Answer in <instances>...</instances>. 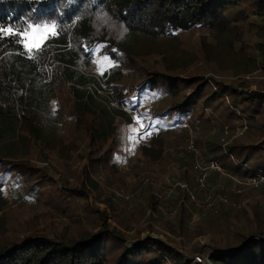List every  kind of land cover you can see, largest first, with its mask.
<instances>
[{
	"label": "rangeland",
	"instance_id": "374dc122",
	"mask_svg": "<svg viewBox=\"0 0 264 264\" xmlns=\"http://www.w3.org/2000/svg\"><path fill=\"white\" fill-rule=\"evenodd\" d=\"M250 10L246 9L247 12ZM262 19L256 13H248L246 17L235 20L234 26L217 27L218 31L195 27L180 32L176 38L155 42L157 49L142 47L144 54L132 57L130 72H124L122 85H136L149 77L150 72L162 71V62L172 54L167 61L168 58H179L176 65L182 69L169 73L191 77L192 82L202 81L206 93L214 86L213 89L217 88L226 95L222 96V103H199L203 104L202 109L198 107L193 116L182 123L171 121V109L161 113L156 110L160 106L167 107L170 101L158 102L149 92H138V99L126 100V105L122 106L130 116L129 120L115 118L108 136L96 140L85 125L76 127L69 117L73 100L64 90L58 98L63 104L59 128L65 134L64 147L59 151L45 149L44 153L32 148L30 163L33 169L29 175L0 170L7 200L1 213V238L12 242L24 241L26 236L33 235L70 239L107 227L116 236L123 237L125 246L130 249L137 240L146 242L147 238H156L193 258L195 264H212L209 255L214 247L239 244L245 228L254 220V214L257 213L260 221H264V186L259 185L255 189L252 182L238 184L220 175L217 182L208 186L198 179L195 186L200 194L198 198L186 180L179 177L185 173L184 178L198 175L196 170L203 172L202 177L211 175L207 168L211 159L232 174L236 169L234 161L238 158L234 155L233 161L223 153L230 151L226 148L230 145L257 146L264 139V101L250 96L255 91L264 92V69L260 67L256 53L250 51L245 55L257 58L248 57L246 62L256 69L246 73L250 66L242 70L233 68L236 58L233 54H238L235 48L242 43H256L258 35L263 36L264 28L259 25ZM41 36L42 33H35L28 42L36 43ZM209 51L221 56V64L207 58ZM97 60L92 73L102 84L103 89L99 93L104 95L107 104L112 102L116 105L111 99L112 91L105 87L103 81L106 68L100 65L103 64L102 58ZM253 60H257L256 65H253ZM179 78L176 76L174 80L180 82ZM219 83L247 92L243 93L246 96L242 99L243 104L251 106V109L261 106L260 110L246 116L245 110L235 105L237 103L230 90L225 87L218 89ZM150 99L155 103L152 104ZM84 122L95 125V128L98 124H95L93 114H87ZM153 124L163 130L162 139L154 143L151 137L158 130L154 129L156 125L152 127ZM152 130L153 134H150ZM133 136L135 138L131 139ZM140 147L142 152L138 150ZM200 147L223 152H218L216 159L206 158L208 156L201 155ZM168 184L173 186L172 189L177 186L186 188L190 199L180 196L178 201H173L175 194L171 193ZM190 185L195 184L192 182ZM208 187L209 192H206ZM228 192L241 195L238 203L228 199ZM225 198L229 202L226 204L238 208L228 215L229 219L209 223L202 219L206 213L218 214L219 208L215 212V207L221 208ZM180 205L188 211L184 218L178 217ZM203 231L205 233L201 234ZM112 245L117 248V243ZM196 256L203 258L201 263L195 259Z\"/></svg>",
	"mask_w": 264,
	"mask_h": 264
},
{
	"label": "trees",
	"instance_id": "16d2710c",
	"mask_svg": "<svg viewBox=\"0 0 264 264\" xmlns=\"http://www.w3.org/2000/svg\"><path fill=\"white\" fill-rule=\"evenodd\" d=\"M246 9L252 10L247 12ZM248 13L263 17L259 25L264 28V0H0V26L19 28L25 22L54 24L58 33L45 42L42 51L34 58H30L20 45L9 39L0 41V170L21 174L26 172L29 175V171L33 169L30 163L32 148L44 153L45 149L59 151L64 147L65 134L59 128L63 104L58 101L64 90L73 100L69 117L76 127L85 125L96 140L108 136L113 130L115 118L129 120L130 116L122 106L126 105V100L138 99V92H149L158 102L170 101L167 107L160 106L156 110L161 113L171 109V121L174 123H182L192 117L198 107L202 109L203 104L199 103H222L226 95L217 88L213 89L214 86L211 85L210 91L206 93L202 81L192 82L191 77L171 74L175 69H182L176 65L179 58H168L167 61V57L173 56L172 54H168L165 62H162V71L150 72L149 77L136 85H122L121 80L124 72H130L132 57L144 54L142 47L157 49L155 42L176 38L180 32L195 27L203 26L218 31L222 26H234L235 20L246 17ZM259 35L258 42L242 43L235 48L238 54H233L236 57L233 68L242 70L250 66L246 73L256 69L246 62L248 57L257 58L245 55L250 51L256 53L258 63L264 69V34ZM98 58H102L103 64L100 65L106 68L103 71V81L105 87L112 91L111 99L116 105L112 102L107 104L103 99L104 95L99 93L103 89L102 84L92 73ZM207 58L221 64L219 54L209 51ZM252 63L256 65L257 60ZM176 76L180 77L182 83L174 80ZM224 87L231 91V97L237 103L235 105L240 110L244 109L246 116L260 110L261 106L251 109V106L243 104L242 99L246 97L243 93L247 92L237 91L230 85L218 84V89ZM250 96L264 101L262 91L252 92ZM151 101L152 104L155 103ZM87 114L95 117V124L98 123L96 128L95 125L85 124ZM227 114L230 115L231 112ZM155 125L157 128H154ZM152 127L158 130L151 137L154 143L162 139L163 130L157 124ZM150 134H153V130ZM258 143L257 146L230 145L226 148L230 151L224 152L204 147L199 150L202 156H208L206 158L210 156L216 159V154L223 152L234 161L236 155V169L232 174L243 178L264 175V139ZM138 150L142 152V147ZM193 155L192 153L191 156ZM196 172L200 177L192 174L186 179L182 177L185 173L179 179L186 180L191 191L199 198L200 194L195 186L203 172ZM210 173L212 174L202 177L207 186L211 182H217L218 177L223 175L218 172ZM223 178L227 179L225 175ZM192 182L195 185H190ZM4 185L0 180V221L7 204ZM172 187L168 184L171 193L175 194L173 201H178L180 196L190 199L186 188L177 186L173 190ZM209 188H206V192ZM239 196L241 195L238 193H227L228 199L236 203ZM232 205L225 204L219 208L218 214L206 213L202 219H206L207 223L217 220L225 222L228 215L238 210ZM180 208L178 217L184 218L188 211L182 205ZM253 219L241 235L239 244L213 248L209 255L212 264H264V221H260L257 213ZM178 225L181 226L179 223ZM204 233L205 231L201 234ZM250 236L257 237L249 240L244 248ZM112 243H117V248ZM0 264L195 262L168 242L156 238H147L146 242L137 240L130 249L125 246L123 237L102 227L95 232L82 233L70 239L33 235L26 236L24 241L12 242L1 238L0 233Z\"/></svg>",
	"mask_w": 264,
	"mask_h": 264
},
{
	"label": "snow or ice",
	"instance_id": "6c2138e0",
	"mask_svg": "<svg viewBox=\"0 0 264 264\" xmlns=\"http://www.w3.org/2000/svg\"><path fill=\"white\" fill-rule=\"evenodd\" d=\"M35 33H42L41 39L36 43H29V37ZM58 34L54 24H34L24 23L19 28L0 26V41L9 39L20 45L24 52L29 54L30 58H34L36 54L42 51L45 42L52 36ZM143 127V125H141ZM147 134V133H146ZM134 139L135 137H130Z\"/></svg>",
	"mask_w": 264,
	"mask_h": 264
},
{
	"label": "built area",
	"instance_id": "2783aa9c",
	"mask_svg": "<svg viewBox=\"0 0 264 264\" xmlns=\"http://www.w3.org/2000/svg\"><path fill=\"white\" fill-rule=\"evenodd\" d=\"M207 168L209 169V171L210 172H218V173H220V174H223V175H225L226 177H228L230 180H232V181H234V182H237L238 184H244V183H246V182H252V184L253 185H255V186H252V187H256L257 188V186H259V185H263L264 184V175H252V176H245V177H243V178H238V177H236V176H234L233 174H231V173H227L223 168H222V166H220V164L216 161V160H213V159H211V160H209L208 161V165H207ZM199 179H201V180H203V178H199ZM257 182V183H256ZM245 185V184H244ZM203 187V186H202ZM204 188V187H203ZM171 191V190H170ZM209 192V191H208ZM222 206L223 205H225L226 204V202L227 203H229L228 201H227V199L225 198V199H223L222 200ZM226 205H229V204H226ZM216 208V211L215 212H217V210H218V208H220L219 206H216L215 207ZM195 259L199 262V263H201L202 262V257L200 256V257H198V256H196L195 257Z\"/></svg>",
	"mask_w": 264,
	"mask_h": 264
},
{
	"label": "water",
	"instance_id": "95a60500",
	"mask_svg": "<svg viewBox=\"0 0 264 264\" xmlns=\"http://www.w3.org/2000/svg\"><path fill=\"white\" fill-rule=\"evenodd\" d=\"M254 237H257V236H250V237L248 238L246 244L248 243L249 240H251V239L254 238ZM246 244H245V245H246ZM242 249H243V248H242Z\"/></svg>",
	"mask_w": 264,
	"mask_h": 264
}]
</instances>
